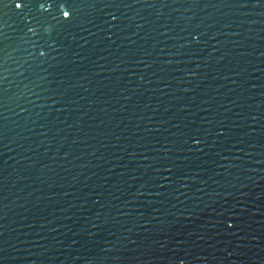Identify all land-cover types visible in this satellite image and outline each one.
Returning a JSON list of instances; mask_svg holds the SVG:
<instances>
[{
  "label": "water",
  "instance_id": "1",
  "mask_svg": "<svg viewBox=\"0 0 264 264\" xmlns=\"http://www.w3.org/2000/svg\"><path fill=\"white\" fill-rule=\"evenodd\" d=\"M0 264H264V0H0Z\"/></svg>",
  "mask_w": 264,
  "mask_h": 264
}]
</instances>
